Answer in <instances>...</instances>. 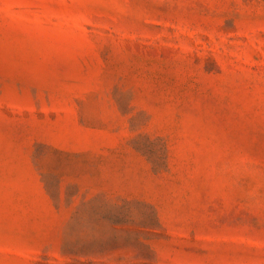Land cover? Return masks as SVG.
<instances>
[{
    "label": "rangeland",
    "instance_id": "obj_1",
    "mask_svg": "<svg viewBox=\"0 0 264 264\" xmlns=\"http://www.w3.org/2000/svg\"><path fill=\"white\" fill-rule=\"evenodd\" d=\"M0 264H264V0H0Z\"/></svg>",
    "mask_w": 264,
    "mask_h": 264
}]
</instances>
